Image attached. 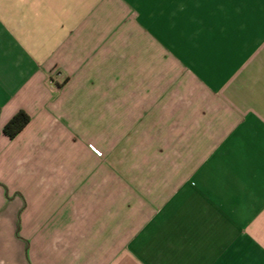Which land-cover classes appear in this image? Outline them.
I'll return each mask as SVG.
<instances>
[{
    "label": "crops",
    "instance_id": "1",
    "mask_svg": "<svg viewBox=\"0 0 264 264\" xmlns=\"http://www.w3.org/2000/svg\"><path fill=\"white\" fill-rule=\"evenodd\" d=\"M0 264H264V0H0Z\"/></svg>",
    "mask_w": 264,
    "mask_h": 264
},
{
    "label": "rangeland",
    "instance_id": "2",
    "mask_svg": "<svg viewBox=\"0 0 264 264\" xmlns=\"http://www.w3.org/2000/svg\"><path fill=\"white\" fill-rule=\"evenodd\" d=\"M88 110H86V113ZM68 122V121H66ZM63 128L62 134L69 135L68 140L66 141L64 138L63 140V147H64V157H62V161L65 163H68V166L76 165L79 163V165L82 163L84 164V168H95L97 165L96 160L89 155V150L94 152L98 157H100L99 163L101 168H109L110 165L114 164L116 162L117 168H125V166H129V168H140V157L138 156H132L130 154L129 157L117 156L110 158L107 154V150H104L103 148L107 146V143L103 140H100V136L98 135V126H94L91 122L87 123L83 126V130H78L77 133V126L70 124L63 123L61 125ZM117 131L118 136L124 135L125 131V125L118 124L117 125ZM67 132V133H64ZM72 132H75L78 134V139H73ZM66 141V145H64ZM122 146L124 145V141L121 142ZM137 142H134L136 144ZM94 146L98 150L102 152V155H98L94 149L92 148ZM131 153V152H130ZM122 154H124V150H122ZM84 157V160H83ZM60 159V161H61ZM127 164V165H126ZM134 165V166H133Z\"/></svg>",
    "mask_w": 264,
    "mask_h": 264
},
{
    "label": "trees",
    "instance_id": "3",
    "mask_svg": "<svg viewBox=\"0 0 264 264\" xmlns=\"http://www.w3.org/2000/svg\"><path fill=\"white\" fill-rule=\"evenodd\" d=\"M31 122V115L26 110H19L4 126L3 133L15 139Z\"/></svg>",
    "mask_w": 264,
    "mask_h": 264
},
{
    "label": "built area",
    "instance_id": "4",
    "mask_svg": "<svg viewBox=\"0 0 264 264\" xmlns=\"http://www.w3.org/2000/svg\"><path fill=\"white\" fill-rule=\"evenodd\" d=\"M92 148L94 149V151L98 154V155H102V152L100 150H98L97 148H95L94 146H92Z\"/></svg>",
    "mask_w": 264,
    "mask_h": 264
}]
</instances>
